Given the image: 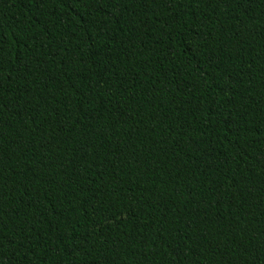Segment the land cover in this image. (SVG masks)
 Returning <instances> with one entry per match:
<instances>
[{
    "label": "trees",
    "instance_id": "trees-1",
    "mask_svg": "<svg viewBox=\"0 0 264 264\" xmlns=\"http://www.w3.org/2000/svg\"><path fill=\"white\" fill-rule=\"evenodd\" d=\"M0 264H264V0H0Z\"/></svg>",
    "mask_w": 264,
    "mask_h": 264
},
{
    "label": "snow or ice",
    "instance_id": "snow-or-ice-1",
    "mask_svg": "<svg viewBox=\"0 0 264 264\" xmlns=\"http://www.w3.org/2000/svg\"><path fill=\"white\" fill-rule=\"evenodd\" d=\"M162 2H163V0H162ZM168 2H171V0H168Z\"/></svg>",
    "mask_w": 264,
    "mask_h": 264
}]
</instances>
